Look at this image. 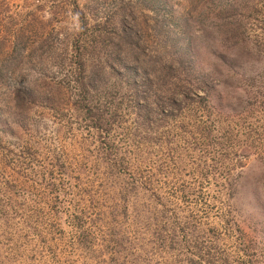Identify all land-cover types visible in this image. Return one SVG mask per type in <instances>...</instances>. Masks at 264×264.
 Listing matches in <instances>:
<instances>
[{
  "label": "rangeland",
  "instance_id": "rangeland-1",
  "mask_svg": "<svg viewBox=\"0 0 264 264\" xmlns=\"http://www.w3.org/2000/svg\"><path fill=\"white\" fill-rule=\"evenodd\" d=\"M0 264H264V0H0Z\"/></svg>",
  "mask_w": 264,
  "mask_h": 264
}]
</instances>
